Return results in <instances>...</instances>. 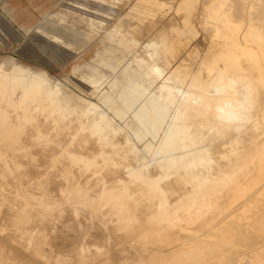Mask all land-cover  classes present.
Masks as SVG:
<instances>
[{"label": "rangeland", "instance_id": "obj_1", "mask_svg": "<svg viewBox=\"0 0 264 264\" xmlns=\"http://www.w3.org/2000/svg\"><path fill=\"white\" fill-rule=\"evenodd\" d=\"M144 1L151 3V8H149L148 10L142 9V7H143L142 3ZM201 3H203L202 0H0V65H3L4 63L5 64H14L17 66H22L23 68H27L28 70L33 71V72L45 74L49 80L51 79L50 80L51 86L53 85V83H54V86H55V83H57L56 84L57 89L59 88V91H60V89H61V91L63 89V91L65 92V95L68 94L67 95L68 98L70 96V98L72 99V100L71 99L70 100L72 102L73 101L76 102V104H73V105H76L75 108H82L83 106H86V104L88 105V102H90L89 104H91V103L96 104L100 100L101 101L105 100V102H107V105L104 106L102 109L107 110V109L112 108L113 110H117L119 112V115H117L118 120L116 121V123L114 125L115 128H116V125L123 126L124 128H128V130L130 132L134 133V137H137L138 135H139V137L145 136V134L143 133V130L140 127L139 123L145 124L144 118L148 119V117L149 118L153 117L152 112L154 110L161 111L163 109V110H167V111L171 112L173 110L175 103H176V97L173 95H170L169 97H167V93L163 89L164 85H170L171 86V84H172V82L170 83V82L165 81L166 75L163 78H161L162 74H159L156 71H153V70L146 68L140 62H138L137 58L143 57L145 54V52L142 50L143 45H145L147 43L149 44L150 41H152V40H157L160 35L161 36L164 35L166 38H170V40H174V41H180L182 44V45H177V46L175 45L176 47L173 46L174 48H172V50L169 51L170 56H168V60L171 63L169 70L170 71H173V70H180V71L191 70V71H194L197 64L191 58L190 53H192V55H195L197 57H202V55L206 51L207 45H208L207 41H206L207 34H205L201 29V21H202V16H200L201 8H202ZM137 8H139V9L137 10ZM198 18H199V20H198ZM200 19H201V21H200ZM118 25L122 26V28H121V31H119L115 34L114 37L116 40L123 39L124 45L117 43L118 41H114V42L112 41V45H111L109 40H108V37L111 36V34H112L111 31ZM154 35H157V36H154ZM173 43H176V42H173ZM186 44H187V47H184V46H186ZM124 47L128 48L127 52H124ZM196 47H197V49H196ZM186 53H188V56L186 55ZM183 55H185V56H183ZM10 61L13 63H11ZM96 72L98 73V76L100 75L99 76L100 79H98V77H97L94 84L89 85L90 83L88 84L87 82H84V83L80 82L82 77L90 78L92 75H95ZM130 78H133L132 80L140 81L141 85L145 89L150 90V94L147 96V98L145 100L144 98H141L140 95L130 92V96L132 98L133 105H131L130 109H128L126 111L125 110L126 107L124 108V106H123L124 99H123L122 93L124 92V88L127 87L129 85V83L131 82ZM100 83H101V85H100ZM58 84H59V86H58ZM60 85H62V86H60ZM61 91H60V93H61ZM64 92H62L61 95H63ZM65 95H63V96H65ZM97 97H99L100 99ZM75 98H79L81 100L78 101ZM127 102H128V100H127ZM71 107H72V104H71ZM194 108L195 107L191 106L190 110H188V111L189 112L192 110L196 111V109L194 110ZM243 112H244V110H243ZM44 113L41 116H39L38 124L40 123V126H41L43 122L44 123L46 122L47 125L43 126L44 123L42 125L43 130H45V132H47L49 130V127H50V130H53V131L49 130V132H51L50 136L52 135L50 138L51 142H50V140L49 141L47 140V142H46V143H50L51 145L46 144L45 143L46 140L39 141V142L36 141L35 143L33 141L31 142L32 139L33 140L35 139L34 134H33L34 132L32 133L33 129L30 130L31 131L30 132L29 130H27L28 129L27 128L25 131V133L27 135H25V133L18 135V133H16V132L13 135L11 129L8 126V122L4 123L5 128H4V124H2L0 127V134H1V136H0V138H1L0 139V148H2V149H0V152H1L0 153V162H1L0 163V219H1L0 220V245L4 242L2 245V247L4 246L3 249L0 246V264H21V263L22 264H25V263L26 264H36L37 261L39 262V264L40 263L41 264H59V263L60 264H72V263H74V261H75L74 264H76V262H77V264H96L97 262H98L97 264H102V263L103 264H134V263L135 264H151V263L152 264H169V263L171 264V262L173 260L174 261L172 262V264H175L176 262H178L177 264H188L189 259H186L187 257L185 258V256H188V254H189L188 257H190V255H195L193 258H191L192 256L190 257L192 261L193 260L196 261L195 264H200V263L201 264H203V263L208 264L206 262H208L209 260H210L209 264L210 263L211 264H215V263H217V264L222 263L223 264V262H224V264H226V263L231 264L230 261H224L226 251H224L223 248L225 247V250H226V247H228L230 245L229 249L227 248L228 251L230 253L236 252V250L234 248H235V246L236 247L238 246L241 238H242V240L244 239L245 241L251 240L250 243L254 242L255 240H257L256 238H258V241L260 244L259 245L257 244V246L254 245V247L256 246L258 248H260V247L264 248V244H263L264 241L262 240V238H264L263 237L264 236V233H263L264 232V230H263L264 229V226H263L264 225L263 224V222H264V210L262 209V207H264L263 206V204H264V199H263L264 198V193H263L264 181L261 182L262 180H264V174H262L263 178H262V176H261V178H259L260 180L259 179H253V180H251L252 182L251 181L247 182V184H246V182H244L243 184H242V182L241 183L236 182V185H232L231 187H234V186L236 187L237 184L239 185V183L243 187L246 185L247 188L246 187H244V188H245V191H247V192L246 193H244L245 191L239 192V193L236 192V200L233 201L234 204L232 203L234 206L232 204H230V206L232 205L231 207L228 205L230 207L229 209H227V207H226L227 210L225 209V206H227L226 203L229 202V201H227L224 203V206H223L224 209H223V207L222 208L220 207L219 210L218 209H210V210L202 209V211L205 210V211H203L204 213L201 212L202 217H204V218L201 217V214L196 217V216H194L195 214L191 213L189 216V219H187V215L180 214L179 216L182 220H189V223H188L189 229L183 230L180 232L181 229H178V226H176L175 224H174L175 225L174 226L173 223H170L171 225L170 226L168 225V226L171 228L167 227L168 228L167 232L165 231L166 230L165 226H167V225L162 226V229L164 228L163 229L164 232H163L161 227L155 226L152 222L151 216L155 212L154 207L149 206V209L153 208L151 210H154V212L152 211L153 212L152 213L150 210H149V212L147 211L148 208H147V210L145 209L146 206H148V205H143V204L139 203L140 204V206H139L138 202L135 203L136 199H130V202H129V200H127L126 201L127 203L126 204L124 203V206L121 205V206H118L116 208H111L109 205L107 207L106 206L107 203H105V201H102V200H104V198L102 196H100L102 189L107 188L114 181H116L117 179L119 180L120 177L122 179H126L128 177L127 176L128 171L131 170L130 167H128L129 170L126 168V166H125V170H123L124 169L123 165L118 166V167L115 166L116 167L115 169L113 168L114 166H112V167H109L110 169H108V167L107 168L102 167V164L99 163V165H101V166H99V165L97 166V172L95 171V174L93 175V173H94L93 169H91L92 170V173H91V170H86V169L83 170V168H79L78 166H75V165L72 166V164L67 161L66 156H65L66 154L63 153L64 150H66V151L69 150V147H70V150L71 149L73 150L75 148V145H77V143L80 142V139L83 138L84 133L86 134V136H88V139H90L89 138L90 136L87 132L84 131V133H83V131L82 132L77 131L78 125L83 124V123L85 124L87 120L85 118L77 119V118H75L77 116L76 115L74 117V119H77V120L73 119V121H72V118H73V116H72V117L67 118L66 120L61 121L60 124H58L57 126H54V125L49 126V124H52L50 122L51 117L49 119V117L47 115L48 119H47V117L45 118L47 113H45V114ZM241 113H242V111H241ZM242 114L244 116H246L247 112L245 111ZM248 114H250V113L248 112ZM90 116L91 115L88 116V119H90ZM39 120L40 121L42 120L41 121L42 123ZM67 120H68V122H67ZM193 120H194V113H193V116L191 113L190 121H189V124H190L189 132L187 135V139L185 141V144L187 146H191V144H193V143H195L196 145L199 144V147H200V145H201V147H205V146H208L207 144H211V143L215 144V143H219V142H222V143L225 142V144H226L227 143L226 139L229 140L230 135H232L233 131H230V129H227V127H225L224 125H217V124H210L211 126L208 124V126H207V128L209 127L208 131L210 133H212V134H210L207 130H205V128H199V126H197V124L195 122H193ZM253 120H251V121H253ZM82 121H83V123H82ZM62 123L64 124V126L61 128V126L63 125ZM72 123L77 125V126L74 125V126H76V128L74 127V129H73ZM59 125H61V126H59ZM259 125L257 124V126H259ZM70 126H72V127H70ZM196 126L202 132H198L199 130L197 129ZM260 126H259V128H261ZM44 127H47V128H44ZM64 127L66 128V130H64ZM211 127H212V129H211ZM216 127L218 129H216ZM222 127H224L223 130H222ZM55 128H56V133L54 132ZM67 128H68V130L70 129L69 131H71V132H69L67 130ZM259 128L257 127V130ZM58 129H60V131ZM196 129H197V132H196ZM203 129L209 133V135H207L208 138L205 136V134H203L205 132ZM209 129H211V131ZM75 130H76V132H75ZM216 130H217V132H215L216 133L215 134L213 131H216ZM219 130H220V132H219ZM261 130H263V129L261 128L260 131L257 132V134L261 133ZM31 133H32V135H31ZM60 133L61 134L63 133V135H64V136H62V139H60L61 137L56 138L54 136V135H57ZM117 133H118L116 136L117 139L119 140V137H120V139L122 140V141L120 140V142H123V136L122 135H124L125 132L123 131V132H121V134H120V132H117ZM196 133H198L197 136H199L198 139H200V140L196 139L197 138ZM199 133H202L203 135H201ZM222 133L224 134L225 138L223 137ZM67 134L70 136L68 137ZM228 134H229V136H228ZM263 134H264V132L262 134H260V136H259L261 139L264 136ZM9 135H10V137H9ZM72 135H74V136H72ZM217 135H218V137H216ZM11 136H13V137H11ZM25 136L27 138H25ZM65 136L69 139L71 138V140H70V142H72L71 146H68V147L65 146L64 147L63 144H61L59 146H56L53 144V139H54V142L57 141L58 138L61 141V140L66 138ZM28 137H29V139H28ZM31 137H32V139H30ZM201 137L203 139L206 138L205 141ZM210 137H213V140H212V138L210 140ZM222 138H223V140H222ZM76 140L79 142H77ZM92 140L95 144L96 150L102 151L104 153H109V152H107L106 148H101L100 144L98 146V143H97V141H95V138L94 139L92 138L91 141ZM197 140H198V142H197ZM209 140H210V142H209ZM2 141H3V143H2ZM65 141H67V140H65ZM73 141H74V144H73ZM75 141H76V143H75ZM132 141L134 144H136L138 146V148H140V147H142V145L150 142V138L149 137L132 138ZM247 142H248V144H247ZM44 143L46 145H44ZM249 143L250 142L246 138L245 148L248 147ZM5 144H7V145H5ZM67 144H68V141L66 142V145ZM243 144L241 145L242 151L241 150L239 151V148L236 147L237 148L236 152L232 153L233 155L236 156V154L238 152L237 155H240L239 157H241V158H239L240 161H245V159L248 158L252 152L254 153V150L250 151L248 148H247L248 150L243 148V146H244ZM33 145H34L35 149H34ZM52 145H54V146H52ZM73 145H74V148H73ZM4 146H7L8 148L5 147V149H3ZM29 146H30V148H29ZM41 146H43V148H41ZM62 146H63V148H62ZM55 147L56 148L60 147V149H56ZM90 147L91 146H88V145L86 147H84L82 153L84 155H87V153H89V151L92 150L91 149L92 147L91 148ZM58 150H60V151H58ZM75 150H76V148H75ZM194 150H195V148L191 147V148L187 149L186 151H184V153H182L183 159L177 165L180 172L177 173V171H174L173 172L174 173L173 178L174 177L179 178V177H181V175L184 178H186L188 176H192V174H195L196 170H194L193 166H191L192 165L191 162H192L193 158L195 157V154H194L195 151ZM227 150H228V147L223 148V151L226 152ZM61 151H63L62 154H61ZM240 152L241 153L243 152V154H241ZM249 152H250V154L248 155ZM6 154H8L9 156L8 155H7L8 157L5 156ZM63 154H64V156H63ZM232 154H230V155L232 156ZM245 155L248 157H245ZM235 156H232L231 158H232V161L235 160L233 162V164L238 165L239 160L237 162L236 161L237 156H236V158H235ZM110 157L113 158V155H110ZM41 158H42V160H41ZM171 158L176 159L177 157L173 156ZM130 159H129V161L132 162L133 159L132 158H130ZM241 159H243V160H241ZM28 162H29V164H28ZM64 163H66V164H64ZM130 163H129V165H130ZM133 163L136 165H134ZM67 164L70 166H68ZM235 165H231V166H233L235 169ZM237 165H236V168L241 166V164L239 166H237ZM132 166H134V168H132V169H133V171H135L136 170L135 167H138V164L135 162H132ZM222 166H224V167H222ZM35 167H36V169H35ZM221 167L222 168L220 170L222 171V173L226 174L227 172H230L229 168L231 169V167L229 165L228 166L221 165ZM225 167H227L228 170ZM103 168H104V170H103ZM79 169H81V171ZM107 169H108V171H106ZM117 170H118V172H117ZM151 170H153V169L151 168L149 170L150 173H151ZM123 171H125V172H123ZM225 171H227V172H225ZM106 172H107V175H109V176L108 177L105 176L106 179H104V175H106ZM152 172L155 173V174L151 173L152 176L162 177L163 172L161 170H153ZM38 174H39V176H38ZM99 174H100V176H99ZM110 175H111V177H110ZM122 175H124V176H122ZM76 177H77V179H76ZM174 179H173V182H175ZM254 180H257V181H254ZM171 182H172V179H171ZM257 182H258V184H257ZM250 183H252V185L256 183L255 187L251 185V188L249 189ZM171 184L172 183H170V181H169L168 186L169 185L171 186ZM173 184H172V186L175 188L176 184L175 185H173ZM259 184L262 185L263 187H260ZM93 185H94V187H93ZM258 185H259V187H258ZM170 186L167 187L168 191H166V192H169V194H170V196H169V194H167V197L169 196L168 197L169 199L171 197V200L173 199L172 202H174V200L179 197L178 192L181 193V191L179 188H177L178 187L177 185H176L177 187L175 189H177L178 192H177V190L172 188V186L171 187ZM75 188H76V191L78 192V194L75 191ZM170 188H171V190L172 189L175 190V191H173V194H172V191H170ZM252 189L255 190V191H253L254 193L252 192ZM259 189H260V191H259ZM96 190H97V192H96ZM165 190H166V188H165ZM79 192H81V193H79ZM176 192H177V194H176ZM257 192H258V194H257ZM67 193H69V194L67 195ZM259 193H260V195L262 194L260 196V198H258ZM84 194H86V195H84ZM97 194L99 196H96ZM239 194H241V195H239ZM242 194L245 195L243 197V199H242V196H243ZM253 194H254V197H253ZM53 195H54V197H53ZM88 195H89V197H88ZM255 195H256V199H255ZM91 196H93V197H91ZM70 197H72L73 200L74 199L75 200L73 201ZM82 197L84 199H85V197H87V199L83 202V204L81 203L84 200V199H82ZM239 197H241V199L237 200V199H239ZM261 197H262V200H261ZM251 198L254 200V202L257 199L260 201H263V204H262V202L260 203V201H258V200L255 202V205L258 204L257 205L258 210L256 209V206H254V205L252 206L251 203H253V200L250 201ZM76 199L79 200L80 202L77 201ZM81 199H82V201H81ZM171 200H169L170 201L169 204L171 203ZM28 201H29V203H28ZM244 201H245V203L248 202L249 207L247 206V204L244 203ZM97 202L98 203L100 202L99 203L100 206ZM230 202H232V201H230ZM249 202H251V203L249 204ZM21 203H23V205ZM80 203H81V205H79ZM128 203H130L129 204L130 206L132 205L130 207L131 210L129 209ZM243 203L245 206L244 205L241 206V204H243ZM27 204H29V205L27 206ZM30 204H31V206H30ZM134 204H136V205H134ZM48 205H49V207H48ZM65 205L68 207H66ZM125 205L127 206V208H125L126 207ZM259 205H260V207H259ZM261 205H262V207H261ZM142 206H143V209L145 211L142 209ZM90 207H91V210H90ZM140 207L142 210L140 209ZM232 207H234V208H232ZM235 207H237L239 209L241 208L240 209L241 211L239 212V209H237ZM247 207H248V210H247ZM250 207L251 208L254 207L255 210L253 208L251 209ZM122 208H125V209H122ZM242 208L243 209L245 208L247 211H249L251 209L252 212L254 211L255 213L254 212L251 213V211H249V213H248L246 210H242ZM19 209L22 211H20ZM196 209H199V208L195 207V208H193V211H195ZM236 209L238 210V213H239L237 215L239 217H242V218L237 217L235 219ZM259 209L262 211L263 214L260 212ZM45 210H47V211H45ZM113 210H114V212H113ZM138 210L140 211V215H138L139 214ZM224 210H226L228 213H230L232 210H233V212H231L230 216H229V214L225 211V213H227V215H228L227 216L225 213L223 215ZM18 211L20 213H18ZM127 211H128V213H127ZM244 211H245V214L243 216H241L240 213L243 214ZM4 212H5V214H3ZM112 212L114 213V215ZM120 212L123 216H121ZM131 212H132V214H130ZM142 212H143V215L145 214L144 217L142 215ZM215 212H216V214H215ZM16 213L18 214L17 217H15ZM136 213H138L137 217L142 222V225H141L140 221L137 219ZM210 213H211V215H210ZM232 213L233 214L235 213V214L232 216ZM257 213H258V215L255 217V215ZM54 214H55V216H54ZM259 214H260V216L263 215V218H262V216L260 218ZM130 215H131V217H130ZM207 215H210L211 217H209ZM221 215H223V216L221 217ZM245 215L248 218V219L246 218L247 220L244 217ZM253 215H254V218H253L254 221L252 219ZM92 216H93V218H92ZM140 216L144 219L140 218ZM250 216H251V218H249ZM100 217H101V220L99 222ZM208 217H209V220L213 218L214 222H213V220H211V222H208V220H207ZM217 217H219V219ZM223 217L225 220L222 219ZM229 217L233 218V221H231L232 219ZM243 217H244V220H246V222H244ZM258 217L260 219H262V220H260L262 226H260L261 224L258 220L259 219ZM14 218H17V220H19V221H15L16 219H14ZM125 218H126V220H125ZM226 218H227V220H226ZM238 218H239V222L237 220ZM255 218H257V219H255ZM22 219H24V220H22ZM135 219H137L139 222ZM145 219H147V220H145ZM197 219H199L200 224L198 223V225H194L197 223ZM216 219L219 221H217ZM228 219L231 221L230 223H229ZM241 219L243 220L244 224L247 223L246 226H248L249 228L246 227L245 225L243 226V227H245V229L242 227H239V226H241V223H240ZM48 220H49V222H48ZM150 220H151V222H150ZM201 220H202V222H205V224L201 223ZM221 220L224 222L226 221V222L222 223ZM96 221H97V223H96ZM215 221H216V223H215ZM234 221L236 223H239V225L236 224V226H235L234 225L235 223H233ZM255 221L258 222L257 225H259V228L263 227V229L260 228V230L262 229L261 231H258L259 229H256L258 227L255 225L256 224ZM39 222H40V224H39ZM206 223H208V225ZM210 223H211V226L213 225L212 226L213 229L216 228L214 226L215 224L217 226V224H220V223H221V225L224 226V228H223V226H220L222 228V229H220V227L218 226L219 231H217V229H218V227H217L216 229H214L216 231L215 232L214 230H212V228L210 229V227H209ZM24 224H25V226H24ZM147 224H148V226L153 224V226H151V227L155 231L149 230L150 226L148 227ZM202 224H204L203 227H202ZM225 224H226V226H225ZM229 224H231V228L234 230H231V228L228 227ZM138 225H140V226L138 227ZM144 225H146L148 228H145L146 226L144 227ZM118 226H119V228H118ZM135 226H137L138 229ZM141 226H142V228H144L143 230H142ZM192 226H194V227H192ZM197 227L200 228V230H202L203 232H201ZM204 227H206V228L203 230L202 228H204ZM237 227L242 228V229H238ZM252 227L254 230L252 229ZM225 228L229 232L226 231ZM235 228H236V231H235ZM247 228L248 229L251 228V230L248 231ZM139 229L141 230V234H139L140 233ZM175 229L179 230V232H177V234L179 233L178 235L181 234L183 237L182 236L178 237ZM197 229L200 231V233L198 232L196 234L195 232L197 231ZM206 229H208L206 231L207 234L204 233ZM224 229H225L226 233L228 232L227 233L228 236L226 235ZM136 230H138L137 231L138 233L137 232L135 233ZM168 230L173 231V232H171L173 234L171 235V233H170V235H169ZM188 230H191V231L193 230L192 231L193 233L191 231L188 232ZM252 230L255 231V233ZM97 231H98V233H97ZM144 231H147L148 233L144 232ZM174 231H175V235H174ZM233 231H235V234H237L236 236L238 238L240 237L239 239L235 236V234H232ZM242 231L244 234L242 233ZM133 232L135 233L134 235L131 234ZM162 232H163V234H166V233L167 234L163 235V234H161ZM183 232H184V234H183ZM240 232L242 234L241 236H239ZM90 233H92V234H90ZM129 233L131 235H129ZM189 233H190V235H189ZM212 233H213V235H211ZM247 233L249 235H247ZM251 233H252V235H255L254 236L255 238H253ZM257 233H259L258 236L256 235ZM50 234H51V236H50ZM194 234H195V236L192 237L191 235H194ZM203 234L207 235V236L210 235L211 237L215 236L216 240L213 238L211 241L208 239L207 236H203ZM217 234L219 235L218 237H220V239L216 236ZM220 234L225 235V237L227 236V238H225L223 236V238H224L223 239L221 237L222 235H220ZM127 235L129 237L127 239H125ZM162 235L164 237L166 236V239H164L162 237ZM200 235H201V237H204V238H201ZM229 235L230 236L232 235L234 242H232V237H229ZM245 235L247 236L246 239H245V237H246ZM170 236L176 237L175 241H174L175 243L172 242L174 240V238L171 239ZM197 236H199V237H197ZM210 236H209V238L211 239ZM242 236H244V237H242ZM259 236H261L262 238ZM4 237H6V238H4ZM11 237H12V240L10 239ZM130 237H131L130 242H128V239ZM133 237H135L134 239H136V240H134ZM184 237H185V239H184ZM189 237L192 238V240L189 239ZM206 237L209 240V243L207 240L208 244H206L208 248H209V246H212V247H210L211 249L215 247L214 250L218 248L216 250V252H218L219 254L217 253L215 255L219 258V260H217L216 256L213 255L211 249L209 248L210 250H208V248H206V246L204 245L205 244L204 239H206ZM1 238L4 239V241ZM182 238H183V240H182ZM186 238H188V239H186ZM229 238H231V240H229ZM250 238H252V239H250ZM116 239H117V241H116ZM177 239H179V241L181 240L180 241L181 243ZM199 239L200 240L202 239L201 242L203 241V243H202L203 247H202L201 242L198 241ZM217 239H219L221 241L218 242L219 240H217ZM234 239L238 240L239 242L235 241ZM118 240H119V242H118ZM132 240H133V242H132ZM153 240H155L154 246L156 249L152 248V250H151L150 247H152L151 245L153 244ZM165 240H167V241H165ZM169 240H170V242H169ZM176 240H177V243H179L178 245L176 244ZM186 240H189L187 243L188 246L187 245L185 246V244H184V242L186 243ZM194 240H197L195 242L197 243V249L198 250H201V248H203V250H201V252L200 251H197V252L203 253L202 251H204V255L198 254L195 252L196 251L195 250L196 244H195ZM224 240H226L225 243H224ZM163 241H164V245H163ZM190 241H192V242H190ZM210 241L213 243V245ZM222 241H223V243H222ZM6 242H7V244L9 242H11L10 244L13 245V247H11V248H13L11 251H10L9 247H6V245H7V244H5ZM124 242H125V244H123ZM126 242L129 244H127ZM193 242H194V244H193ZM90 243H91V245H90ZM171 243H172V245H171ZM215 243H216V246L214 245ZM219 243L220 244L222 243L221 245L224 247L218 245ZM227 243H230V244H227ZM231 243H232V245H231ZM233 243H235L234 246H233ZM169 244H170L171 248H173V249H171L170 246L168 247ZM192 244H193V246H192ZM173 245H177V246H173ZM179 245H180V247H179ZM190 245L192 246V248H190ZM8 246H9V244H8ZM184 246L189 251L187 249H185ZM231 246L233 247V250H232ZM16 247H18L19 249ZM67 247H68V249H67ZM146 247L148 248V250H151L152 253H150L151 251H148L147 249H145ZM177 247H179V248H177ZM15 248L17 251L14 250ZM135 248L138 250H136ZM160 248H161V250H160ZM168 248L171 251H169ZM181 248L183 249V251L185 249V252H184L185 256L183 259L181 258L183 256L178 258L180 256V254L183 253ZM193 248H194V251H193ZM205 248L207 250H205ZM5 249H8V250H5ZM72 249H74V250H72ZM76 249H77V251H76ZM176 249L177 250L179 249V252H176ZM190 249H192L193 252H191ZM146 250H147L146 253H148V254L150 253V255L152 254L151 255L152 259L154 256V259L156 260L157 263L156 262L154 263L153 261H155V260L154 259L152 260L150 256L145 254ZM153 250H155L154 252H157L156 254H158V255L155 256V253L153 252ZM163 250L165 253H168V256L165 257V253L163 252ZM167 250L169 252H166ZM221 250H223L222 252L224 253L223 258L221 255L222 254ZM5 251H9V254ZM206 251H208V252L211 251V252L207 253ZM21 252L23 254H21ZM162 252H163V254H162ZM170 252H171V254H170ZM188 252H190V253H188ZM5 253H7L8 255L5 256ZM112 253H113L114 257L112 255ZM210 253H211V255L209 256L208 254H210ZM15 254H16V257H15ZM19 254H20V260L17 259V257L19 258ZM196 254L201 255L199 257H202V259H200L198 257V255H196ZM12 255H13V257H12ZM22 255H24V256H22ZM144 256L146 257L145 261H143ZM147 256L150 258H148ZM163 256H164V258H163ZM196 256H197V258H195ZM220 256L222 258L221 260H220ZM156 257H157V259H156ZM214 257L216 258L217 261H214V259H213ZM141 258H142V260H140ZM15 259H17V260L15 261ZM25 259H27V260H25ZM161 259L163 260V262ZM158 260H160L161 263H160V261L158 262ZM184 260H186V261H184ZM191 260H190V263H192ZM199 260H200V263H199ZM204 260L206 262H204ZM59 261H61V262H59ZM213 261H214V263H212ZM218 261H219V263H218ZM220 261H223V262H220ZM193 264H194V262H193ZM234 264H236V263H234ZM244 264H254V263H252L251 261H250V263H248V261H246V263H244Z\"/></svg>", "mask_w": 264, "mask_h": 264}, {"label": "bare ground", "instance_id": "obj_2", "mask_svg": "<svg viewBox=\"0 0 264 264\" xmlns=\"http://www.w3.org/2000/svg\"><path fill=\"white\" fill-rule=\"evenodd\" d=\"M202 1H203V3H201L202 8H201V14H200V16H202V21L200 19L201 29L205 34H207L206 41H207L208 45H207V49L204 52V54L202 55V57H197L195 55H192V53H190L191 58L197 64L194 71H191V70H189V71H180V70L170 71L169 70V68L171 66V63L168 60V56H170L169 51L172 50V48H174L173 46L182 45V44L180 41L170 40V38H166L164 35L163 36L160 35L157 40H152V41L149 40L150 41L149 44L147 43V44L143 45L142 50L145 52V54L143 57L137 58L138 62H140L146 68L153 70V71H156L159 74H162L161 78H163L166 75L165 81L170 82V83L172 82V84H171V86L170 85H164L163 89L166 91L167 97H169L170 95H173L176 97V103H175L173 110L171 112H169L167 110H163V109L161 111L154 110L152 112L153 117H150V118L148 117V119L144 118L145 124H143V123L140 124L138 122L140 127L142 128L145 136L139 137V135H138L137 137H134V133L130 132L128 130V128H124L123 126L116 125V128H115L114 125H115L116 121L118 120L117 115H119V112L117 110H113L112 108L107 109V110L102 109L104 106L107 105V102H105V100H102V101L100 100L99 102L96 103L97 105L92 104V103L89 104L90 102H88V105L86 104V106H83L82 108H75L76 105H73V104H76V102H74V101L72 102L71 101L72 99L70 98V96L68 98V96H67L68 94L65 95V92L63 91V89H62V91L60 89V91H61V93H60L59 88L57 89V87H56L57 83H55V86H54V83L51 86L50 85L51 79L49 80L45 74L30 71L27 68H23L22 66H17L14 64H5V63H4L5 65L4 64L0 65V127L2 124L8 122V126L11 129L13 135L15 132L18 133V135L19 134L21 135L22 133H25L27 128H28L27 130H29V131L33 129L32 133L34 132L33 134H34L35 139L33 140L31 137L30 138V139H32L31 142L33 141L35 143L36 141L39 142V141L46 140L45 141V143H46L47 140L49 141L51 136H52V135L50 136L51 132H49V130H50L49 126H52V125L57 126L58 124H60L61 121L66 120L67 118L72 117V116H73V118H72V121H73V119L76 115L77 116L75 118H77V119L85 118L87 120L86 123L84 124L82 121L83 124H79L80 123L79 122L77 131H81V132L83 131V133H84V131L87 132L90 136L89 137L90 139H88V136H86V134L84 133V136H83V138L80 139V142L76 140L77 142H79V143H77V145H75L76 150H75L74 145H73V148H74L73 150L72 149L70 150V147H69V150H67V151L64 150V152L61 151V154H62V152L64 154H66L65 155L66 159L69 163L72 164V166L73 165L78 166L79 168H83V170L93 169L94 170L93 175L95 174V171L97 172V166L99 165V163L102 164V167H106V168L108 167V169H110L109 167H112V166H114L113 168L115 169L116 167L122 166V165L124 167L123 170H125V166L127 169H128V167H130L131 170L128 169L129 170L127 173L128 177L126 179H122L121 177L119 180L117 179L118 181L117 180L114 181L115 180L114 179L113 180L114 182L112 184H110L107 188H103L101 193L99 192L100 196H102L104 198V200H102V201H105V203H107L106 206L108 207V205H109L111 208H116V207L121 206V205L124 206V203L126 204L127 200H129V202H130V199H136L135 203L138 202L139 206H140V204L148 205L145 208L146 210L148 208V210H147L148 212H149V210L151 212L152 211L154 212V210H151L153 208L149 209V206L154 207L155 212L154 213L152 212L153 215L151 216L152 222L155 226L161 227V229H162V226L167 225V226H165L166 232L168 229L167 227H169L171 225L170 223H173V225L175 224L176 226H178V229H181L180 232L183 230L189 229L188 228L189 220H182L179 216L180 214L187 215V219H189V216L191 213L195 214L194 216L197 217L198 215L201 214V212H203L205 210H210V209H218L219 210V208L220 207L222 208L224 206V203L227 201H229V202L226 203L227 206H225V209H226V207H227V209H229L234 204L233 201L236 200V192L239 193V192L245 191L244 187H246V185L243 187L240 183L242 182V184H243L244 182H246V184H247V182H250L253 179L261 178L262 174H264L263 173L264 172V136L262 139L259 137L260 134H262L264 132V0H202ZM198 20H199V18H198ZM121 28H122V26L118 25L111 31L112 34H111V36L108 37V40H109L111 45H112V41L113 42L118 41L117 43L124 45L123 39L116 40L114 37L117 32L121 31ZM154 36H157V35H154ZM173 42H176V43H173ZM184 47H187V44ZM127 49L128 48L124 47V52H127ZM196 49H197V47H196ZM186 55L188 56V53H186ZM183 56H185V55H183ZM11 63H13V62H11ZM99 76H98V73L96 72L95 75H92L90 78L82 77L80 82H82V83L87 82L88 84L90 83L89 85H92L95 83L97 77H98V79H100ZM132 79L133 78H130L131 82L129 83V85L127 87L124 88V92L122 93V96L124 99L123 106H124V108L126 107V109H125L126 111L128 109H130L131 105H133L132 98L130 96V92L140 95V97L144 98L145 100H146L147 96L150 94V90L145 89L141 85L140 81L132 80ZM59 84H58V86H59ZM100 85H101V83H100ZM60 86H62V85H60ZM62 92H64L63 95H65V96L61 95ZM97 98H99V97H97ZM75 99L78 101L81 100L79 98H75ZM127 100H128V102H127ZM71 104H72V107H71ZM191 106L195 107L194 110L196 109V111L192 110L190 112L192 113V116L194 113L193 122H195L197 124V126H199V128H205V130L208 131V128H209V127L207 128L208 124L209 125L210 124H217V125H224L225 127H227V129H230V131H233L232 135H230V137H229V140L226 139V142H227L226 144H225V142L224 143L219 142V143H215V144L211 143V144H207L208 146H205V147H201V145L199 147V144L196 145L195 143L191 144V146H187L185 144V141L187 139V135L189 132V127H190L189 121H190L191 113L188 110H190ZM243 110H244V112L245 111L247 112L246 116H244L242 114V113H244ZM241 111H242V113H241ZM44 112L47 113L46 116L44 115L45 118L47 117V115H48L49 119L51 117L50 122L52 123V124H49V126H48L49 130L47 132H45V130H43L42 125L44 122L42 123L41 122L42 120L41 121L39 120L42 123V125L40 126V123L38 124V118ZM248 112L250 114H248ZM89 115H91L90 119H88ZM48 117H47V119H48ZM77 119H74V120H77ZM251 120H253V121H251ZM67 122H68V120H67ZM257 124L258 125L260 124L261 126L260 125L259 126L263 129V130H261V133H258L259 135L257 134V132L260 131L261 128H259V126H257ZM45 125H47L46 122L44 123L43 126H45ZM61 125H59V126H61ZM74 125H76V124H73V129H74V127L76 128V126H77V125L76 126H74ZM63 126H64V124L61 126V128ZM70 127H72V126H70ZM257 127L259 128L258 130H257ZM4 128H5V124H4ZM44 128H47V127H44ZM223 128L224 127H222V130H223ZM197 129H198V127H197ZM197 129H196V132H197ZM211 129H212V127H211ZM211 129H209V130L211 131ZM216 129H218V128L216 127ZM58 130L60 131V129H58ZM64 130H66L65 127H64ZM67 130H68V128H67ZM50 131H53V130H50ZM123 131L125 132L124 135H122L123 136V142H120V140H121L120 137H119V140L116 137L118 134L117 132H120V134H121V132H123ZM207 131H205L206 133L205 132L203 133V134H205L206 137L210 133L209 131H208L209 133ZM54 132L56 133V128H55ZM69 132H71V131H69ZM75 132H76V130H75ZM198 132H202V131L199 130ZM213 132L215 133V132H217V130L213 131ZM219 132H220V130H219ZM32 133H31V135H32ZM63 133L62 134L60 133V134H57L54 136L56 138L61 137L60 139H62V136H64ZM197 134L198 133H196V136H197ZM199 134L203 135L202 133H199ZM210 134H212V133H210ZM25 135H27V134L25 133ZM0 136H1V134H0ZM69 136L70 135H68V137ZM72 136H74V135H72ZM228 136H229V134H228ZM9 137H10V135H9ZM11 137H13V136H11ZM143 137L144 138L149 137L150 142H148V143L142 145V147L138 148V146L133 143L132 138H143ZM216 137H218V135ZM223 137H224V134H223ZM25 138H27V137L25 136ZM59 138L55 142L53 139L54 145L59 146V145L63 144L64 147L65 146L68 147V146L72 145V142H70L71 138L69 139L66 137L65 139H63L61 141L59 140ZM92 138L93 139L95 138V141H97L98 146L100 144L101 148H106L107 152H109V153H104L102 151L96 150V147H95L93 140L91 141ZM198 138H199V136H197L196 139H198ZM211 138L213 140V137H210V140H211ZM246 138L250 142L247 148L250 151L254 150V153L252 152L253 154L251 153V155L249 157L245 155V157H248V158H246L245 161H240L239 158H241V157H239L240 155H237L238 154V152H237V154H236L237 160L236 161L238 162V160H239V164L238 165L236 164V165L239 166L241 164V166L236 168V165L233 164V162L235 160L232 161V158H231L232 156H235V155H233L232 153L236 152L237 148H239V151L240 150L242 151L241 145L243 143H244L243 148H245ZM28 139H29V137H28ZM205 139H203V140L205 141ZM65 140L68 141L67 145H66L67 141H65ZM198 140H200V139H198ZM198 140H197V142H198ZM210 140H209V142H210ZM222 140H223V138H222ZM76 141H75V143H76ZM50 142H51V140H50ZM2 143H3V141H2ZM45 143H44V145L50 144V143H46V144ZM73 144H74V141H73ZM247 144H248V142H247ZM5 145H7V144H5ZM54 145H52V146H54ZM87 145L91 146L92 148L91 147L90 148L92 150H90L89 153H87V155H84L82 153V151H83L84 147H86ZM30 146H29V148H30ZM43 146H41V148H43ZM5 147H7V146H4L3 149H5ZM33 147H34V145H33ZM191 147L195 148V150H194L195 151L194 152L195 157L193 158V160L191 162V164H192L191 166H193L194 170H196L195 174L191 173L192 176H188L186 178H184L181 175V177H179V178L174 177L175 178L174 179L173 178V176H174L173 172L174 171H177V173L180 172L177 165L183 159L182 153H184V151H186L187 149H189ZM224 147H226V148L228 147V150H227L228 152L223 151ZM62 148H63V146H62ZM247 148H245V149H247ZM0 149H2V148H0ZM34 149H35V147H34ZM56 149H60V147L56 148ZM58 151H60V150H58ZM64 154H63V156H64ZM230 154H232V156ZM241 154H243V152ZM249 154H250V152L248 153V155ZM7 155L8 154H6L5 156H7ZM110 155H113V158H111ZM173 156H176L177 158L172 159L171 157H173ZM236 156H235V158H236ZM130 158H132L134 160V161L132 160V162H135L138 164V167H135L136 168L135 171H133V169H132V168H134V166H132V162L129 161ZM41 160H42V158H41ZM241 160H243V159H241ZM128 162L129 163L131 162L130 165ZM28 164H29V162H28ZM64 164H66V163H64ZM230 164L235 165V169ZM134 165H136V164H134ZM221 165H226V166L229 165L231 167V169L229 168L230 172L225 171V172H227L226 174L222 173V171L220 169L224 166L221 167ZM68 166H70V165H68ZM99 166H101V165H99ZM151 168L153 170H161L163 172L162 177L152 176L151 173H154V172H152L153 170H151V173L149 172V170ZM225 168L227 169V167H225ZM35 169H36V167H35ZM108 169L106 171H108ZM79 170L81 171V169H79ZM103 170H104V168H103ZM118 170H117V172H118ZM123 172H125V171H123ZM91 173H92V170H91ZM38 176H39V174H38ZM99 176H100V174H99ZM105 176H107V177L109 176V175H107V172H106V175H104V179H106ZM122 176H124V175H122ZM110 177H111V175H110ZM262 178H263V176H262ZM76 179H77V177H76ZM171 179H172V182H171ZM173 179L175 182H173ZM169 181L172 184L174 183L173 185L176 184L178 187L175 185V188L177 187L181 191V193L178 192V190L175 189L171 184L172 188L177 190V192L179 193V197L176 195L178 198H176L174 200V202H172L173 199L171 200V197H170V199L168 198L170 196L169 192H166V191H168L167 187L170 186V185L168 186ZM254 181H257V180H254ZM263 181L264 180H262L261 182H263ZM236 182H240L239 185L237 184L236 187L235 186L231 187L232 185H236ZM257 184H258V182H257ZM251 185H252V183H250L249 189L251 188ZM255 185H256V183L253 184L252 186L255 187ZM259 185H258V187H259ZM263 185H264V183H263ZM93 187H94V185H93ZM260 187H263V186L260 185ZM165 188H166V190H165ZM175 190H173V189L171 190V188H170V191H172V194H173V191H175ZM75 191H76V188H75ZM253 191H255V190L252 189V192ZM259 191H260V189H259ZM96 192H97V190H96ZM177 192H176V194H177ZM246 192L247 191H245L244 193H246ZM79 193H81V192H79ZM263 193H264V191H263ZM68 194L69 193H67V195ZM77 194H78V192H77ZM167 194H169L168 197H167ZM257 194H258V192H257ZM54 195H53V197H54ZM84 195H86V194H84ZM239 195H241V194H239ZM261 195L259 193L258 198H260ZM96 196H99V195L97 194ZM244 196L245 195L242 196V199ZM72 197H70V198L73 200L74 197L73 198ZM88 197H89V195H88ZM91 197H93V196H91ZM166 197L169 200H171L170 204H169L170 201ZM253 197H254V194H253ZM82 199H84V198L82 197ZM82 199H81V201H82ZM86 199H87V197H85V199L81 203L83 204V202ZM240 199H241V197H239V199H237V200H240ZM255 199H256V195H255ZM252 200L253 199L251 198L250 201H252ZM261 200H262V197H261ZM77 201H79V200H77ZM230 201H232V202H230ZM258 201H260V200H258ZM255 202L253 200V203L249 202V204L251 203L252 206L253 205L256 206V209H257L258 204L255 205ZM261 202L263 204V201H260V203ZM28 203H29V201H28ZM81 203L79 205H81ZM244 203H245V201H244ZM244 203L241 204V206L244 205ZM21 204L23 205V203H21ZM129 204L130 203H128V206L130 209V207L132 205L130 206ZM230 204H232V205L230 206ZM245 204H247V206H248V202H246ZM28 205L29 204H27V206ZM134 205H136V204H134ZM30 206H31V204H30ZM99 206H100V204H99ZM263 206H264V204H263ZM48 207H49V205H48ZM66 207H68V206H66ZM195 207L199 208V209H196L195 211H193V208H195ZM248 207H247V210H248ZM259 207H260V205H259ZM261 207H262V205H261ZM125 208H127V206ZM125 208H122V209H125ZM232 208H234V207H232ZM235 208H237V207H235ZM252 208L254 209V207H252ZM140 209H141V207H140ZM142 209H143V206H142ZM202 209H205V210L202 211ZM223 209H224V207H223ZM237 209H239V208H237ZM237 209L235 211L236 214L234 213L236 215L235 219L237 217H239L237 215V214H239ZM240 209H239V212L241 211ZM251 209L249 211H251V213H253L254 211L252 212ZM262 209L264 210V207H262ZM90 210H91V207H90ZM114 210H113V212H114ZM226 210L223 211V215H224ZM233 210L231 212H233ZM242 210H246V209L242 208ZM20 211H22V210H20ZM45 211H47V210H45ZM140 211H139V214L136 213V217H137V214L140 215ZM249 211H247V212L249 213ZM260 212L262 213L261 210H260ZM18 213H20V212L18 211ZM127 213H128V211H127ZM211 213H210V215H211ZM227 213H225V214L227 215ZM230 213H228L229 216H230ZM258 213L255 215V217L258 215ZM3 214H5V212ZM120 214H121V212H120ZM130 214H132V212ZM215 214H216V212H215ZM234 214L232 213V216ZM244 214H245V211L243 214L240 213L241 216H243ZM17 215L18 214L16 213L15 217H17ZM113 215H114V213H113ZM142 215H143V212H142ZM144 215H143V217H144ZM210 215H207V216L211 217ZM223 215H221V217ZM54 216H55V214H54ZM121 216H123V215L121 214ZM141 216H140V218H142ZM261 216L263 218V215H261ZM261 216L259 214L260 218H261ZM130 217H131V215H130ZM201 217H202V214H201ZM209 217L207 220H208V222H211V220H213V218L209 220ZM224 217L222 219H224ZM231 217H229V218H231ZM244 217H245V219L247 218L246 215ZM244 217H243V220H244ZM92 218H93V216H92ZM202 218H204V217H202ZM217 218L219 219V217H217ZM227 218H226V220H227ZM239 218H242V217H239ZM239 218L237 219L238 222H239ZM249 218H251V216ZM253 218H254V215L252 216V219ZM260 218L258 220L261 224L260 220H262V219H260ZM14 219H16L15 221H19V220H17V218H14ZM24 219H22V220H24ZM137 219H138V217H137ZM137 219H135V220H137ZM142 219H144V218H142ZM199 219H197V223L194 225H198ZM231 219H232L231 221H233V218H231ZM255 219H257V218H255ZM100 220H101V217L99 219V222H100ZM125 220H126V218H125ZM145 220H147V219H145ZM243 220L242 219L240 220L241 226H239V227H242L245 229V227H243V226L244 225L246 226L247 223L244 224ZM246 220H244V222H246ZM217 221H219V220H217ZM228 221H229V223L231 222L229 219H228ZM235 221L233 222V223H235L234 225L235 226H236V224L239 225V223H236L237 221L236 222ZM253 221H254V219H253ZM48 222H49V220H48ZM150 222H151V220H150ZM213 222H214V220H213ZM221 222L223 223L224 221L221 220ZM255 222H256L255 225L258 227L256 229H259L258 231H261L263 229V227H260V228H262L260 230L259 225H257L258 222L257 221H255ZM96 223H97V221H96ZM140 223L142 225L141 221H140ZM201 223L205 224V222H202V220H201ZM215 223H216V221H215ZM39 224H40V222H39ZM153 224L149 225V226L151 227V226H153ZM204 224H202V227L204 226ZM206 224L208 225V223H206ZM226 224H225V226H226ZM263 224H264V222H263ZM24 226H25V224H24ZM139 226L140 225H138V227ZM145 226L146 225H144V227ZM147 226H148V224H147ZM147 226L145 228L149 227V226L148 227ZM212 226L210 223V225H209L210 229L212 228ZM214 226L217 228L218 226L220 227L223 225H221V223H220V224H217V226H216V224ZM260 226H262V224ZM135 227H137V226H135ZM138 227H137V229H138ZM150 227H149V230H154V229H152V227L151 228ZM192 227H194V226H192ZM219 227H218L217 231H219ZM228 227L231 228V224H229ZM239 227H237V228L242 229ZM246 227H248V226H246ZM253 227H252V229H253ZM118 228H119V226H118ZM141 228H142V226H141ZM169 228H171V227H169ZM205 228L206 227H204L202 229L204 230ZM216 228H214V229H216ZM223 228H224V226H223ZM143 229L144 228H142V230ZM163 229H162V231H163ZM198 229L200 230V228H198ZM198 229L196 232L194 231L196 234L198 232L200 233V231L203 232L202 230L199 231ZM214 229L212 228V230H214ZM220 229H222V228L220 227ZM225 229H224V231H225ZM207 230L208 229L205 230V232H204L205 234H207L206 233ZM231 230H234V229L231 228ZM250 230H251V228L248 229V231H250ZM98 231H97V233H98ZM137 231L138 230H136L135 233ZM147 231H144V232H147ZM189 231H191V230H188V232ZM226 231H228V230L226 229ZM226 231H225V233H226ZM235 231H236V228H235ZM235 231H233L232 234H235ZM139 232H140L139 234H141L140 229H139ZM163 232L161 234H163ZM168 232L170 235V233L173 231L168 230ZM177 232H179V230H176V234H177ZM253 232L255 233V231H253ZM135 233L133 232L131 234L134 235ZM227 233H226V235H227ZM242 233H243V231H242ZM259 233H257L256 235L258 236ZM90 234H92V233H90ZM131 234L129 233V235H131ZM166 234H163V235H166ZM172 234L173 233H171V235ZM183 234H184V232H183ZM163 235H162V237L164 239H166V236L164 237ZM174 235H175V231H174ZM189 235H190V233H189ZM201 235H200V237H201ZM211 235H213V233ZM220 235H222L221 236L222 238H223V236L225 237V235H223V234H220ZM236 235L237 234H235V236ZM241 235L242 234L240 232L239 236H241ZM247 235H249V234L247 233ZM251 235H252V233H251ZM50 236H51V234H50ZM179 236L181 237L182 235L180 234V235H178V237ZM191 236L193 237V236H195V234L191 235ZM203 236H207V235L203 234ZM209 236H207L209 240L212 241L213 238L216 240L215 236H213V237L210 236L211 239L209 238ZM216 236L218 237L219 235L217 234ZM227 236L225 238H227ZM252 236H253V238H255L254 237L255 235H252ZM128 237L129 236L127 235L125 239H127ZM131 237L128 239V242H130ZM185 237H184V239H185ZM197 237H199V236H197ZM207 237H206V239H204L205 240L204 245L206 246V248H208L206 244L209 243V240L207 239ZM229 237H232V235L231 236L229 235ZM242 237H244V236H242ZM259 237H261V236H259ZM4 238H6V237H4ZM134 238L135 237H133V239ZM172 238H174V240L172 242L175 243L174 241H175L176 237L173 236V237H171V239ZM201 238H204V237H201ZM218 238L220 239V237H218ZM246 238H247V236L245 237V239ZM10 239L12 240V237ZM186 239H188V238H186ZM189 239L192 240V238H190V237H189ZM219 239H217V240H219ZM250 239H252V238H250ZM256 239L257 240H255L252 243H250L251 240L245 241L243 239L244 240L243 241L241 238V240L239 242L238 240L234 239L235 241L239 242V244L237 247L235 246V248H234L236 250V252H232V253H230L228 251L230 245L228 247H226V250H225V247L221 245L223 243V241L221 244L219 243L218 245L224 247L223 250L226 251L224 261H230L231 264H234V263L244 264V263H246V261H248V263H250V261H251L254 264H264V248L256 247L257 244L258 245L260 244L258 241V238H256ZM2 240L4 241V239H2ZM134 240H136V239H134ZM177 240L179 241V239H177ZM177 240H176V244L178 245L179 243H177ZM182 240H183V238H182ZM201 240L199 239L198 241L201 242ZM207 240H208V243H207ZM226 240H224V243L226 242ZM229 240H231V238H229ZM262 240L264 241V238H262ZM116 241H117V239H116ZM154 241L155 240H153V244L151 243L152 247L149 246L151 248V250H152V248H155ZM165 241H167V240H165ZM188 241L189 240H186V243L184 242L185 246L187 245ZM195 241H197V240H194V242ZM220 241L221 240H219L218 242H220ZM118 242H119V240H118ZM132 242H133V240H132ZM169 242H170V240H169ZM190 242H192V241H190ZM194 242H193V244H194ZM232 242H234L233 237H232ZM3 243L0 245L1 247H2ZM10 243L11 242L8 243L9 246H8L7 242L5 244H7L6 247H9L10 251H11L13 249V248H11V247H13V245H11ZM202 243H203V241L201 242V244ZM123 244H125V242ZM127 244H129V243H127ZM193 244H192V246H193ZM195 244H196L195 245V250H196L195 252L196 253H198L197 251L201 252V250H203V248H201V250H198L197 249V243L195 242ZM227 244H230V243H227ZM90 245H91V243H90ZM163 245H164V241H163ZM171 245H172V243H171ZM177 245H173V246H177ZM212 245H213V243H212ZM214 245L216 246V243ZM231 245H232V243H231ZM234 245H235V243H233V246ZM254 245H256V246L254 247ZM169 246H170V244L168 245V247ZM185 246H184V248H185ZM192 246L190 245V248H192ZM3 247H2V249H3ZM179 247H180V245H179ZM179 247H177V248H179ZM202 247H203V244H202ZM210 247H212V246H209V248ZM16 248H18V247H16ZM16 248L14 250H16ZM170 248H171V246H170ZM206 248H205V250H207ZM209 248H208V250L211 249V248L210 249ZM214 248L211 249L213 255L218 253V252H216V250L218 248L215 250H214ZM67 249H68V247H67ZM145 249L148 250L147 247ZM171 249H173V248H171ZM185 249H187V248H185ZM185 249H184V251L182 249L183 253L182 254L179 253L180 256L178 258H180L181 256H183V257H181L182 259L184 258ZM5 250H8V249H5ZM72 250H74V249H72ZM136 250H138V249H136ZM147 250L145 251V254H147L148 256L151 257L152 254L150 255V253H152V251L148 250V251H151L148 254V253H146ZM160 250H161V248H160ZM223 250H221V252ZM232 250H233V247H232ZM76 251H77V249H76ZM154 251L155 250H153V252ZM169 251H171V250L169 249ZM169 251L167 250L166 252H169ZM190 251L193 252L194 248H193V251H192V249H190ZM211 251H209V252H211ZM5 252H7L9 254V251H5ZM163 252H164V250H163ZM163 252H162V254H163ZM176 252H179V249L178 250L176 249ZM200 252L198 254L204 255V251H202L203 253H200ZM206 252L209 253L208 251H206ZM7 253H5V256L8 255ZM154 253H155V256L158 255V254H156L157 252H154ZM188 253H190V252H188ZM21 254H23V253L21 252ZM170 254H171V252H170ZM198 254H196V255H198ZM223 254L224 253L222 252V254H221L222 258H223ZM112 255H113V253H112ZM208 255L210 256L211 253ZM22 256H24V255H22ZM145 256H144L143 261H145V258H146ZM166 256H168V253H165V257ZM188 256H189V254H188ZM188 256H185V258L187 257L186 259H189L188 264H193V262L195 264L196 261L191 260V258H193L195 255H190V257L192 256L191 258ZM199 256H201V255H198V257ZM12 257H13V255H12ZM15 257H16V254H15ZM113 257H114V255H113ZM150 257H148V258H150ZM157 257H156V259H157ZM163 258H164V256H163ZM195 258H197V256ZM199 258L202 259V257H199ZM216 258H217V260H219V258L217 256H216ZM216 258L215 257L213 258L214 261H217ZM222 258L220 256V260ZM17 259L20 260V254H19V258L17 257ZM17 259H15V261ZM151 259H152V257H151ZM153 259H154V256H153ZM25 260H27V259H25ZM140 260H142V258ZM190 260L192 263H190ZM159 261L160 260H158V262ZM184 261H186V260H184ZM209 261L206 262L204 260V262H206L208 264H209ZM214 261L212 263H214ZM59 262H61V261H59ZM153 262L155 263L156 260ZM162 262H163V260H162ZM172 262H171V264H172ZM220 262H223V261H220ZM37 263L39 264L38 261L36 262V264ZM74 263H75V261H74ZM74 263H72V264H74ZM160 263H161V261H160ZM177 263L178 262H176L175 264H177ZM199 263H200V260H199ZM218 263H219V261H218ZM76 264H77V262H76ZM203 264H205V263H203ZM215 264H217V263H215ZM220 264H222V263H220ZM223 264H224V262H223Z\"/></svg>", "mask_w": 264, "mask_h": 264}, {"label": "crops", "instance_id": "obj_3", "mask_svg": "<svg viewBox=\"0 0 264 264\" xmlns=\"http://www.w3.org/2000/svg\"><path fill=\"white\" fill-rule=\"evenodd\" d=\"M142 5H143V7H142V9H144V10H148L149 8H151V3H148V2H146V1H144L143 3H142ZM139 8H137V10H138Z\"/></svg>", "mask_w": 264, "mask_h": 264}]
</instances>
